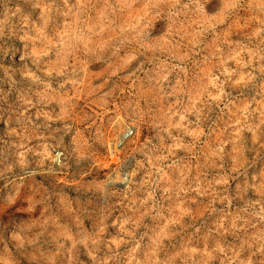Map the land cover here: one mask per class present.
Returning <instances> with one entry per match:
<instances>
[{
  "label": "clouds",
  "instance_id": "9594fccd",
  "mask_svg": "<svg viewBox=\"0 0 264 264\" xmlns=\"http://www.w3.org/2000/svg\"><path fill=\"white\" fill-rule=\"evenodd\" d=\"M0 264H264V0H0Z\"/></svg>",
  "mask_w": 264,
  "mask_h": 264
}]
</instances>
